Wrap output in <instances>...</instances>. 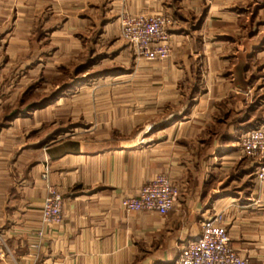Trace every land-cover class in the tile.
Returning a JSON list of instances; mask_svg holds the SVG:
<instances>
[{"label": "crops", "instance_id": "obj_1", "mask_svg": "<svg viewBox=\"0 0 264 264\" xmlns=\"http://www.w3.org/2000/svg\"><path fill=\"white\" fill-rule=\"evenodd\" d=\"M14 11L48 40L0 41V264H170L215 214L264 264V185L238 145L264 124V0H19ZM123 12L171 17L169 56L129 102L82 106L101 131L74 125L62 96L38 104L58 88L55 63L106 42L122 53ZM28 90L44 93L27 108ZM45 165L63 198L57 225L41 223ZM158 173L178 186L174 208L124 210Z\"/></svg>", "mask_w": 264, "mask_h": 264}, {"label": "built area", "instance_id": "obj_2", "mask_svg": "<svg viewBox=\"0 0 264 264\" xmlns=\"http://www.w3.org/2000/svg\"><path fill=\"white\" fill-rule=\"evenodd\" d=\"M171 17L166 13H121L119 32L134 52L147 60H163L170 53L168 25ZM241 151L255 160L257 182L264 185V124L247 130L238 141ZM41 178L47 183L41 210V223L57 225L62 221L63 198L56 187L48 184L49 168L43 167ZM178 186L165 174H155L142 185L137 195L125 196L121 206L126 211H155L161 215L174 208ZM201 233L183 246L170 264H253L231 244V238L221 216L205 218ZM43 233L40 231V235Z\"/></svg>", "mask_w": 264, "mask_h": 264}, {"label": "rangeland", "instance_id": "obj_3", "mask_svg": "<svg viewBox=\"0 0 264 264\" xmlns=\"http://www.w3.org/2000/svg\"><path fill=\"white\" fill-rule=\"evenodd\" d=\"M18 1L19 0H0V10L4 8H6V10H11L10 13L0 15V41L13 40L16 37L20 40H25V35L28 37L30 44L33 45L34 40L42 36V44L46 46L48 38L44 37V32L39 29L40 23L36 21V18L35 20L33 18L28 20L25 16L18 15L14 11ZM26 31H29V33L25 34ZM119 37L122 44L120 49L123 50L121 54L116 55L117 53L113 51L115 48L113 46L114 44L106 42L99 50L95 48H85L75 55V58L70 60L63 59L55 63V67L58 71L56 78V82L58 83L57 90L61 89L58 97H64L63 102L68 105V108L69 105L74 106L72 119L74 125L78 124L83 126L81 128H84V123H86V119L89 118L87 115L85 118L82 117L83 113H85L82 110L84 104L98 105L129 102L131 97L130 88H136V86L140 88L143 86L142 83H144L145 79L144 75L141 74H143L147 68L149 69L150 67L151 69L152 64L159 63L166 59L147 60L142 58L121 38L120 32ZM29 50L30 46L27 47V57L29 56ZM31 53L32 56L35 55L37 53L36 48L31 47ZM102 54H105V60L103 61L99 58V55L101 56ZM29 60H31V58H29ZM29 60L27 61V65H30ZM116 75L121 76L118 77ZM36 87L43 90L45 84L42 83V80L40 82L37 81ZM43 93L44 91H42V94ZM42 94L37 91L33 92L32 90H28L25 96L27 108L34 103L35 99L41 97ZM50 94L42 97L41 101L49 97ZM58 112L59 114L64 113V111L61 110ZM89 113H91L89 119L94 122L91 126L93 130H103L102 127H98V122H96L97 117H92V114H96L97 112L89 111ZM22 129L24 130L25 128ZM66 129L69 128L67 127Z\"/></svg>", "mask_w": 264, "mask_h": 264}, {"label": "trees", "instance_id": "obj_4", "mask_svg": "<svg viewBox=\"0 0 264 264\" xmlns=\"http://www.w3.org/2000/svg\"><path fill=\"white\" fill-rule=\"evenodd\" d=\"M61 89H58L56 91H53L49 97H47L46 99H43L41 102H39L38 104H44L46 102H49L51 100H54L55 98H57L59 96Z\"/></svg>", "mask_w": 264, "mask_h": 264}]
</instances>
